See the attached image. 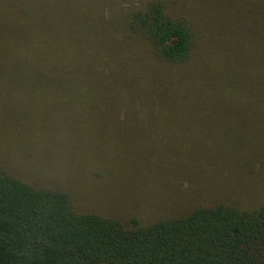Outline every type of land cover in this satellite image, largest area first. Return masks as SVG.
Here are the masks:
<instances>
[{
  "label": "rangeland",
  "instance_id": "obj_1",
  "mask_svg": "<svg viewBox=\"0 0 264 264\" xmlns=\"http://www.w3.org/2000/svg\"><path fill=\"white\" fill-rule=\"evenodd\" d=\"M149 2H162L192 32L188 64L165 66L147 54L136 56L137 40L131 46L126 39L124 21L132 8ZM263 14L264 0H138L128 5L0 0V21L28 15L47 45L53 38L69 42L68 50L77 52L69 61L78 66L87 60L85 52L100 51L104 44L103 51L114 53L126 41L135 54L124 65L141 76L133 80L140 88H156V96L149 98L152 113L159 112L157 97L164 111L117 115V107L129 102L83 100L79 94L71 100H3L1 95L0 169L35 188L66 193L78 213L114 219L126 228L183 219L219 205L241 211L264 207V100H210L202 107L203 100L190 99L196 92L199 96L204 71L222 59L224 36L235 41L226 54L233 55V64L244 54L255 62ZM21 43L27 51L29 38ZM15 45L0 37V60L14 61ZM261 61L264 96V55ZM52 62L38 68L41 75L51 73ZM64 78L94 94L104 86L87 76Z\"/></svg>",
  "mask_w": 264,
  "mask_h": 264
},
{
  "label": "trees",
  "instance_id": "obj_2",
  "mask_svg": "<svg viewBox=\"0 0 264 264\" xmlns=\"http://www.w3.org/2000/svg\"><path fill=\"white\" fill-rule=\"evenodd\" d=\"M5 19L0 21V37L17 44L18 52L14 61L0 60L3 100H71L79 94L83 100L129 102L117 107V115L164 113L160 97L156 98L159 112L152 113L149 98L156 96V88L148 84L140 88V82L133 80L141 76H135L134 67L124 65L135 54L126 41L118 48L121 52H114L117 56L103 51L104 44L100 51L85 52L87 60L78 66L69 61L77 54L68 50L69 42L55 43L53 38L47 45L36 36L38 26L33 28L28 15ZM124 24L131 46L137 40L140 59L147 54L165 66L190 62L193 34L167 13L162 2L138 4ZM23 37L29 38L27 51H22ZM256 42L255 62L244 54L240 63L233 64V55L226 54L232 52L235 41L224 36L219 48L222 59L204 71L197 87L199 96L196 92L190 99L203 100L202 107L210 100H264L258 70L264 55L263 33ZM51 59L53 70L41 75L38 68L49 66ZM68 74L91 77L104 86L97 94L88 86L78 89L65 81ZM0 264H264V207L241 211L219 205L196 210L183 219L126 228L114 219L78 213L66 193L35 188L0 169Z\"/></svg>",
  "mask_w": 264,
  "mask_h": 264
}]
</instances>
